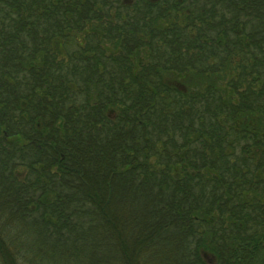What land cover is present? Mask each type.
Here are the masks:
<instances>
[{
	"label": "trees",
	"instance_id": "1",
	"mask_svg": "<svg viewBox=\"0 0 264 264\" xmlns=\"http://www.w3.org/2000/svg\"><path fill=\"white\" fill-rule=\"evenodd\" d=\"M264 264V0H0V264Z\"/></svg>",
	"mask_w": 264,
	"mask_h": 264
},
{
	"label": "rangeland",
	"instance_id": "2",
	"mask_svg": "<svg viewBox=\"0 0 264 264\" xmlns=\"http://www.w3.org/2000/svg\"><path fill=\"white\" fill-rule=\"evenodd\" d=\"M10 262H11V260H10V258H9V264H10Z\"/></svg>",
	"mask_w": 264,
	"mask_h": 264
}]
</instances>
